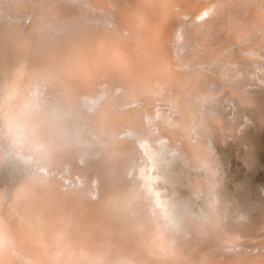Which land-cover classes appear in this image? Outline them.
Wrapping results in <instances>:
<instances>
[{
	"label": "rangeland",
	"instance_id": "rangeland-1",
	"mask_svg": "<svg viewBox=\"0 0 264 264\" xmlns=\"http://www.w3.org/2000/svg\"><path fill=\"white\" fill-rule=\"evenodd\" d=\"M101 1L0 0V41L4 45L3 48H0V77L5 62L10 60L13 53L11 43L19 38L22 33L29 42V54L41 53L42 55H46L53 50L63 54L68 52L67 45L71 44V42L88 47L90 36L101 35L102 37H106L113 35L114 31L123 34L124 28L128 27L126 22H124L125 19H133L134 17L136 19H133L135 20L134 23L138 21L135 14V16L132 15L130 18L123 14L126 11H131L129 8L133 9L136 7V5L133 7L132 3H129L131 0H104V4ZM263 1L255 0L254 6H252V4L249 5L251 1L249 2L248 0H215L213 5L208 6L211 9V14H209L213 15L210 16L211 18L208 16L211 21L207 16H204L206 19L203 18V24L200 23L201 26L197 23L196 18L198 15L194 14L191 5L186 4L182 8L169 5L170 9H173L170 10L168 8V12H171L170 14L174 15V17L171 19L170 28V34L173 37L167 40L168 50H171L172 55L178 59L184 58L185 53H189L186 56L195 54L193 48H195V45H199L201 43L199 40L203 38H216L217 35L221 41H225L223 37L227 38L230 33L225 29V26L222 28L223 24H219L222 21V19L220 20V16L226 17L227 12H230L231 15L228 14L227 17L232 15L239 16L240 20L245 23L248 21L249 23L250 19L247 12L253 9V12H260L262 10L259 9L261 8L260 6H264ZM199 2L206 3L207 0H199ZM135 4L138 5V3ZM114 5L118 8L116 9ZM106 6L110 10L106 9ZM112 7L114 8L112 9ZM145 8L147 10V7ZM177 10L181 12L178 16H175V11L177 12ZM116 13L117 17H115ZM214 14L216 15L214 16ZM223 22L226 23L225 21L221 23ZM112 29L115 30L113 31ZM9 30H12L13 33ZM106 31L110 33L108 34ZM213 31H216L215 34ZM210 32H212L211 35H209ZM8 33H10L9 36L6 35ZM11 33L15 34V36ZM237 45L241 46L240 44ZM237 45L232 44L229 46V49L234 50L238 47ZM251 47H246L247 51L245 50L244 53H247L244 54L242 52L241 56L254 54V60L262 65L261 68H264V44L257 53L250 51V49L252 50ZM31 59L28 61H32ZM32 62L34 64L35 61L33 60ZM26 64L30 66V62H26ZM178 65L177 68L180 70V73L184 74L186 63H179ZM38 69H40L39 66L34 71L39 73ZM40 75L38 78L42 77L43 79L39 78L38 80L36 79L37 76H33V85L29 89V91H33L29 95L31 94L30 96L34 97V99L31 97L33 102L31 100L30 106L32 107L30 109L33 116L31 117V123H33L34 129L33 132L31 130L27 133L28 140L29 138L30 140L24 143H16L0 138V171L6 165L11 167L5 170L0 177L1 190L4 189V191L9 192L26 178L46 179L45 181H50L53 184L55 190L58 188L57 191L59 192L67 191L76 201L92 205L93 207L103 206L102 209H105L104 213L106 212L105 215L108 216L114 213L111 210L113 207L111 205L116 204L117 207H123V202L127 200L130 202L131 211L129 210V212L132 216L138 217L141 220L143 219L147 225L150 223L149 226L161 225L171 245H183V250L187 257L190 258L186 264H202L205 261L217 264H233L246 256H254L255 258V256L257 257L264 253V250L261 249L264 248V245H254V241L248 240L246 236L245 238L241 236L240 240L239 238L233 239V237L239 234L238 232L248 228L252 222H255V220L264 215V162L262 160L259 161V168L253 174H250L247 162V151H249L250 142L239 140L238 136H234L233 138L225 136L226 138L218 140V138L206 132H202L206 134L203 136L194 135L195 131L192 120L188 118V113L185 110H180V108L178 109L179 111L174 108L168 96L165 97L164 103L159 104V102L153 101L151 104L145 105V108L143 107L145 111L141 110V108L135 113L133 110L137 105L133 106L134 103L132 102L130 103L131 105L129 104L126 94L122 93L123 90L121 91L122 88L118 89L119 86H115L117 83L113 82L115 81L113 80L114 78H109L103 85L97 83L91 84V88L87 87V89L83 86L80 87L81 84L79 83L76 85V83L71 84L67 81H59L62 88L58 87L59 89H56L57 86H60L58 81L50 76L45 77ZM50 79L55 81V83H52L53 81ZM37 80L38 83L35 82ZM34 83H37L36 87H34ZM208 86V89L207 87L199 89L200 95L203 96H201V102L203 103L201 105L208 107L216 102L215 104L218 105L220 113L227 114L226 117H230V106L225 103L228 100L225 96L227 94L220 90L217 81L214 79H212V83ZM33 93L34 96L32 95ZM188 93L191 94L192 92H186L183 96H187L186 98L184 97L185 100L191 101L190 104H192V101L195 100V91L191 96ZM211 93L212 95H210ZM78 94L79 96H77ZM263 94L259 93L258 96L253 97L256 111L259 109L258 111L263 110L264 112ZM64 96L68 97L65 98ZM219 96L223 100H220ZM205 97L206 99L203 100ZM110 98L114 100V107L119 109L114 108L112 110H115L114 112L116 113L113 112L114 114L118 115L119 112H123L124 114L125 112L123 116L118 115L119 117H115L117 120L112 125L105 124L99 119L100 112L103 111L102 109H104L103 112H111L106 105L107 102H112L107 100ZM115 98L118 100L117 102ZM193 103L195 104V101ZM32 105L35 109H33ZM118 105L119 107H123L119 108L117 107ZM35 106H38L37 110ZM99 106H103V108ZM149 111L153 115L149 114ZM164 115L167 116L165 117ZM243 116H240L239 120L247 118V115L244 114ZM162 118L166 120L165 125H159ZM175 120L178 123L177 126L180 127L176 130L171 125ZM99 121L100 124H98ZM248 121L250 122V117ZM248 121L247 123H249ZM41 122L44 124L40 125ZM241 124H237V128ZM162 125L164 129L161 127ZM55 128L59 131L57 132ZM115 129L117 133L114 131ZM38 130L41 132H38ZM142 130L145 132V137ZM48 134H52L53 136L49 137ZM194 138L197 139L201 148L202 154L200 159H195ZM227 139L230 141L228 142ZM223 141H225V144ZM26 149L29 150L27 151ZM39 174H43L45 177ZM35 175H38V177ZM245 184L250 186V191L242 189ZM120 214L121 217H126L125 210L121 209ZM227 255L229 259H227ZM213 258L216 260L214 261Z\"/></svg>",
	"mask_w": 264,
	"mask_h": 264
},
{
	"label": "bare ground",
	"instance_id": "bare-ground-1",
	"mask_svg": "<svg viewBox=\"0 0 264 264\" xmlns=\"http://www.w3.org/2000/svg\"><path fill=\"white\" fill-rule=\"evenodd\" d=\"M96 1L98 2V0ZM103 1L104 0H102L101 2L104 4L107 0H105L104 2ZM248 1H251L249 5L252 4V6H254L253 4L255 0ZM108 2H106V4H108ZM213 2H215V0H207L206 3L203 2L204 4L202 2H199V0H131V2L129 3H132L131 5L133 7H135L136 5V7L133 9L129 8L131 11H126L123 14L125 16H128L129 18L132 17V15H136L138 21L134 23V21L136 20L134 17L133 19L135 20L131 18L133 22L131 21V19H125L124 22H126V25H128V27L124 28L125 30L123 29V34L116 33L114 31L115 29H112L114 31L113 35H108L106 37H102L101 35L93 37L90 36V38L88 39V47L71 42V44L67 45L69 49L68 52L63 54H60V52L58 53L55 50H53L52 52L50 51L46 55H42L41 53L29 54V42L26 40L27 38H25L22 33L19 38L12 41L11 46L13 53L11 54L10 60L5 62V66L1 72L0 138L16 143H24L30 140V138L28 140L27 133H29L31 130V132H33L34 129V125L33 123H31V117L33 116L30 109L32 108L30 106L33 102L34 97L30 96L31 94L29 95V93L33 92L29 91V89L30 86L33 85V76H37L36 79L39 80L40 77L38 78V76L41 73L42 76H50L58 82L67 81L71 84L76 83V85L77 83H79L81 84V86L79 85L80 87L83 86L86 87V89L87 87H90L91 84L94 85V83H97L103 85L109 78H114L113 80L115 81L113 82L117 83L116 85H114L119 86L118 89L122 88L121 91L123 90L122 93L126 94L129 104L132 102L134 103L133 106L135 104L137 105L133 110L135 111V113L138 112L137 110H140L141 108V110L145 111L143 107L149 103L151 104V102L153 101H157L159 102V104L164 103L166 100L165 97L168 96V98H170L171 102L173 103L174 108H176L177 110L180 108V110H185L186 113H188L187 115L188 118H190L189 120H192L193 128L195 131L194 135L203 136L205 133L203 134L202 132H206L211 134L215 138H218V140L226 138L225 136H230L231 138H233L234 136H238L240 140V135L244 132V129H246V126L248 124L247 121L250 117L251 111L256 112L254 105L255 103L253 102V96L257 93L264 92V68H261L262 65L254 60V54L241 56V53H244L246 47L248 48V46H252V50L250 49V51H253V53H257L259 52V49L261 50L264 44V6H260L261 8L259 9H262L260 10V12H253L254 9L247 12L249 14L250 24L248 23V21L247 24L244 21L240 20L239 16L232 15L227 17L230 12H227V15H225L226 17L220 16L222 14L219 12L220 15L219 13L218 15L220 16V20L222 19V21L226 22L221 23L222 21H220L219 24H223L222 28H224L225 26V29H227L230 33L229 36H227V38L223 37L225 41H221L219 39L220 37H217V35L216 38L210 37L211 39L203 38L204 40H199L201 41V43H199V45H195V48H193V52H195V54L192 52V55L186 56L189 53H185L184 58L177 59L172 55V53L170 52L171 50L169 51L167 48L168 38L173 37L170 34V28L171 19L172 17H174V15L170 14L171 12H168V8L170 9L169 5L179 8L185 7L186 4L191 5L193 7L194 14L198 15V17L196 16L197 23L203 24L202 21L206 19L204 18V16H213L210 15L211 9L209 8V5H213ZM135 3H138V5ZM139 4H141L142 7H140L141 5ZM145 7H147V10H145ZM113 8L114 7H112V9ZM117 8L118 7H116V9ZM106 9L109 8H107L106 6ZM180 12L181 11L179 10H177V12L175 11V16H178ZM118 14L120 13L118 12ZM215 15L216 14H214V16ZM115 17H117V13ZM210 18L209 20L211 21ZM173 19L175 20V18ZM196 19L194 20L196 21ZM115 22L117 23V21ZM9 31L13 33L12 30ZM106 32L108 34L110 33L108 31ZM225 32L227 31L225 30ZM211 33L212 32H210L209 35H211ZM223 34L225 33L223 32ZM6 35L9 36L10 33ZM12 35L15 36V34ZM232 44H240L241 46L237 45V48H235L234 50H230L229 46ZM3 47L4 45L0 41V48ZM29 59H31L32 61L34 60V64L32 61H28ZM26 62H30V66L28 65L29 63L26 64ZM179 63H186L184 74H181L180 70L177 68L179 66ZM38 66L40 68L38 69L39 73L37 71H34L38 68ZM212 79L217 81L220 90L224 91L228 95H225L228 99H226L227 101H225V103L230 106V117H226L227 114L220 113L218 105L215 104V101V103H212L211 106L209 105L208 107H204V105H201V98L203 96L200 95L199 89L201 87H207L208 89V85L212 83ZM38 80L35 82L38 83ZM37 83H34V87H36L35 85H37ZM52 83H55V81H53ZM58 84H60V82ZM58 87L62 88L61 84L60 86H57V88L55 86L56 89H59ZM194 91L195 100L192 99V105L190 104L191 101L185 100L187 96L185 97L183 96V94L186 92L193 93ZM34 93L32 94L33 96ZM65 93L64 95L67 94ZM191 94L189 95L191 96ZM210 95H212V93ZM77 96H79V94ZM31 97L33 99H31ZM64 97L66 98L68 96ZM111 99L112 98L107 100H110L112 102H107V104L105 103L108 107V110L111 111L109 112L110 114L103 112L104 109H102L103 111L100 112L101 115L99 118L102 122H104L105 124L107 123L108 125H112L113 122L117 120L115 117L123 116L125 114V112L124 114L123 112H119V116L114 114L116 112H114L115 110H112L115 108V104L113 103L114 100ZM204 99H206V97L203 98V100ZM220 100L223 99L220 98ZM117 101L118 100H116V102ZM194 101L195 104L193 103ZM149 106L151 107V105ZM117 107H119V105ZM37 108L38 106L36 107V110ZM101 108H103V106ZM33 109H35L34 106ZM224 111L226 110L224 109ZM131 113L133 114V112ZM148 113L151 114V111H149ZM244 114L247 115V118L244 120H239L240 116H243ZM42 117L44 118V116ZM128 117L130 116L128 115ZM131 117H133V115H131ZM160 122L159 125H165V118H162ZM241 122L243 125L241 124ZM41 124L42 122L40 123V125ZM98 124H100V121ZM177 124L178 123L176 122V120L171 124L173 127H175V130L177 128H180L179 126H177ZM237 124H241L242 126L240 125V127L237 128ZM161 127L164 129L163 125ZM188 128L190 127L188 126ZM55 129L57 132L59 131L57 130V128ZM69 129L71 130V128ZM21 130H23L22 135ZM39 130L38 132H41ZM114 131H116L117 133L116 129ZM142 132L144 131L142 130ZM48 135L49 137L53 136L52 134ZM143 135L145 137V132ZM194 140L195 159H200L202 154L201 148L199 147L197 139L194 138ZM227 141L229 142L230 140L227 139ZM224 142L225 141H223V143ZM42 151L44 152V150ZM202 162L205 163L204 161ZM35 176L38 177V175ZM45 180L34 177L26 178L21 182V184L17 185V187H14L13 190L9 192L4 191V189H0V264H172V259L170 258L172 256H170V254L174 248L170 246L169 239L167 234L165 233L164 228L160 224H158L160 226H149L150 223L149 225H147L146 223H144L143 219L141 220L138 217L132 216V214L129 212L130 202H128L127 200L123 202V207H117L116 204L111 205L113 206L111 210L114 213L108 216L105 215L106 212L104 213L105 209H102L103 206L101 203L100 205L102 207H93L92 205L76 201L67 191L65 192L60 190L61 192H59L57 191L58 188L55 190V187L50 181ZM121 209L125 210L126 217H121ZM238 233H235L238 235L233 237V239L239 238L240 240L241 236L244 238L246 236L248 237V240L250 239L254 241V245H264V215L255 220V222H252L248 228H245ZM261 249L264 250V248ZM258 256H255V258L254 256H246L242 260L234 262L233 264H264V253H262L259 257ZM234 257H236V255H234ZM227 259H229L228 255ZM215 260L216 259H214V261ZM183 264L186 263L184 262ZM202 264L217 263L205 261Z\"/></svg>",
	"mask_w": 264,
	"mask_h": 264
},
{
	"label": "water",
	"instance_id": "water-1",
	"mask_svg": "<svg viewBox=\"0 0 264 264\" xmlns=\"http://www.w3.org/2000/svg\"><path fill=\"white\" fill-rule=\"evenodd\" d=\"M264 93V92H261ZM257 93L255 96H258ZM256 109V107H255ZM240 140L250 142L249 151H247V162L249 166L250 174H253L259 168V161L262 160L264 162V112L261 111H251L250 114V122L247 124L246 129L240 135ZM11 168L9 165H6L0 171V177L5 172V170ZM16 168V167H14ZM12 168V169H14ZM33 174V173H32ZM44 176L43 174H40ZM251 176V175H249ZM45 177V176H44ZM242 189L245 191H250V186L245 184L243 185ZM170 246L173 247V251H171L170 257L172 260V264H183L188 263L190 258L187 257L185 251L183 250V245H174L170 243ZM192 259V258H191Z\"/></svg>",
	"mask_w": 264,
	"mask_h": 264
},
{
	"label": "clouds",
	"instance_id": "clouds-1",
	"mask_svg": "<svg viewBox=\"0 0 264 264\" xmlns=\"http://www.w3.org/2000/svg\"><path fill=\"white\" fill-rule=\"evenodd\" d=\"M23 134V130H21V135Z\"/></svg>",
	"mask_w": 264,
	"mask_h": 264
}]
</instances>
